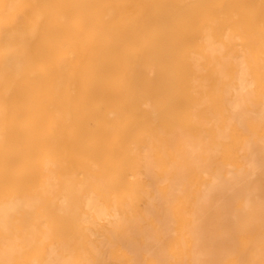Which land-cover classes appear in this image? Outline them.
I'll use <instances>...</instances> for the list:
<instances>
[{"label":"bare ground","instance_id":"bare-ground-1","mask_svg":"<svg viewBox=\"0 0 264 264\" xmlns=\"http://www.w3.org/2000/svg\"><path fill=\"white\" fill-rule=\"evenodd\" d=\"M0 264H264V0H0Z\"/></svg>","mask_w":264,"mask_h":264}]
</instances>
